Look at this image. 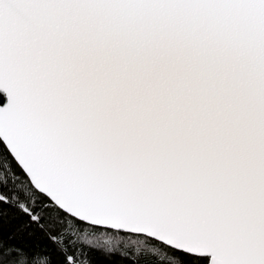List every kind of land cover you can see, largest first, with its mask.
Segmentation results:
<instances>
[{
    "label": "snow or ice",
    "instance_id": "snow-or-ice-1",
    "mask_svg": "<svg viewBox=\"0 0 264 264\" xmlns=\"http://www.w3.org/2000/svg\"><path fill=\"white\" fill-rule=\"evenodd\" d=\"M97 253L264 264V0H0V264Z\"/></svg>",
    "mask_w": 264,
    "mask_h": 264
},
{
    "label": "trees",
    "instance_id": "trees-1",
    "mask_svg": "<svg viewBox=\"0 0 264 264\" xmlns=\"http://www.w3.org/2000/svg\"><path fill=\"white\" fill-rule=\"evenodd\" d=\"M135 237H133L134 239ZM128 244L129 248L125 249L124 245ZM117 248L120 252L128 251V260L135 261L137 259L135 252V245H131L130 241L127 238L120 240L117 244ZM95 264H126L124 259H121L119 256H105L104 254L97 253L94 257Z\"/></svg>",
    "mask_w": 264,
    "mask_h": 264
}]
</instances>
